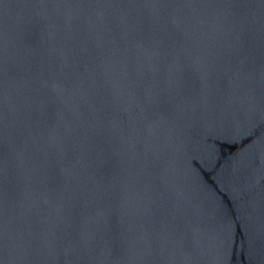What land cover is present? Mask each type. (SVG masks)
Here are the masks:
<instances>
[{
    "label": "water",
    "instance_id": "obj_1",
    "mask_svg": "<svg viewBox=\"0 0 264 264\" xmlns=\"http://www.w3.org/2000/svg\"><path fill=\"white\" fill-rule=\"evenodd\" d=\"M0 264H264V0H0Z\"/></svg>",
    "mask_w": 264,
    "mask_h": 264
}]
</instances>
